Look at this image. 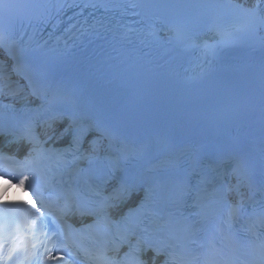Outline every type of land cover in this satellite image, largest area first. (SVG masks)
<instances>
[{
  "label": "snow or ice",
  "instance_id": "snow-or-ice-1",
  "mask_svg": "<svg viewBox=\"0 0 264 264\" xmlns=\"http://www.w3.org/2000/svg\"><path fill=\"white\" fill-rule=\"evenodd\" d=\"M131 7L146 11L136 13L139 29L122 34L129 43L136 33L142 44H166L208 63L242 38L264 48V0H231L230 21L213 19L203 28L201 18L221 5L159 0ZM48 9L38 0H0V100H8L0 103V181L5 191L13 181L27 185L38 200L0 201V264L21 255L8 245L14 220L33 233L35 243L23 249L33 264H78L81 254L85 264H264V138L258 149L239 137L186 149L138 140L117 113L65 123L45 64L23 32L17 35L48 25ZM53 139L67 140L65 148L47 147ZM85 233L90 248L83 247Z\"/></svg>",
  "mask_w": 264,
  "mask_h": 264
}]
</instances>
